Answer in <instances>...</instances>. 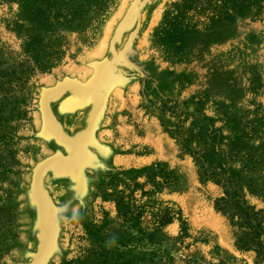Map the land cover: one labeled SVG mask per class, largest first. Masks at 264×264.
<instances>
[{"label":"rangeland","instance_id":"374dc122","mask_svg":"<svg viewBox=\"0 0 264 264\" xmlns=\"http://www.w3.org/2000/svg\"><path fill=\"white\" fill-rule=\"evenodd\" d=\"M178 1L113 0L97 29L68 35L51 72L23 89L0 86L4 108L18 98L28 113L0 124V264H115L122 255L134 264H264L240 249L217 210L225 185L203 179L198 157L171 133L179 121L221 133L244 200L264 211V175L246 174L240 159L252 155L264 171V0L232 22L162 37ZM26 19L24 5L0 0L1 61L23 54L27 38L15 30ZM157 165L175 185L149 182ZM118 202L140 214L135 231ZM165 210L181 215L161 233L174 261L142 262L114 246L153 229Z\"/></svg>","mask_w":264,"mask_h":264},{"label":"trees","instance_id":"16d2710c","mask_svg":"<svg viewBox=\"0 0 264 264\" xmlns=\"http://www.w3.org/2000/svg\"><path fill=\"white\" fill-rule=\"evenodd\" d=\"M2 1L8 4H22L28 11V19L23 21L22 25L17 24L18 29L15 30L19 34H25L27 38L23 54L6 61L0 60V86L5 91H11L27 87L38 74H47L56 68L65 56L69 45L68 35L84 34L97 29L106 17L113 0ZM259 2L261 0H180L169 7L157 34L169 38L185 24H191L194 28L201 26L209 29L219 23L232 22ZM4 103L5 101H0V124L3 120L6 124L9 121L17 124L28 118L24 104L18 98L11 108H4ZM171 133L185 153L198 157L196 161L201 164L203 179L217 185H225V195L217 203V210L227 217L234 229L240 249L245 252L253 251L264 261V211H259L244 200L243 185L239 184V177H235L228 169V159L222 151L226 147L225 138L218 131L208 130L206 133L205 129L197 124L186 127L182 121H179ZM198 143L207 147L202 155L193 151V146ZM236 144L237 142L234 141L233 145ZM240 159L246 174L264 175V171L258 170L262 162L254 156L245 155ZM160 168L157 165L148 170L149 182L154 183L157 189L175 185L177 179L165 175ZM232 174V177L225 178ZM157 178H160L161 182L156 183ZM117 208L119 219L123 218L132 231L141 225L140 214L135 216V213L120 202ZM153 217L157 219L153 229L140 228L136 233L138 235H130L126 243L118 246L119 241L114 240V246L132 252L142 262H172L175 260L176 251L166 246L161 233L175 217L181 215L172 210H165ZM181 224L180 239H185L188 234L187 225L183 221ZM109 255L111 254L104 253L102 257L107 260ZM101 264L105 262L101 261ZM115 264H134V262H126L122 255L116 258ZM187 264L198 263L189 260Z\"/></svg>","mask_w":264,"mask_h":264}]
</instances>
